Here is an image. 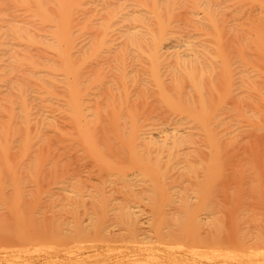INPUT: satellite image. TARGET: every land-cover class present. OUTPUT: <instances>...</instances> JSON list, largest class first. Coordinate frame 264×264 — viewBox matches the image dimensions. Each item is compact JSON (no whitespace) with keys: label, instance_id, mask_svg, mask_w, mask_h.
<instances>
[{"label":"bare ground","instance_id":"bare-ground-1","mask_svg":"<svg viewBox=\"0 0 264 264\" xmlns=\"http://www.w3.org/2000/svg\"><path fill=\"white\" fill-rule=\"evenodd\" d=\"M0 169L52 175L0 223L49 200L57 243L154 228L166 264H264V0H0Z\"/></svg>","mask_w":264,"mask_h":264},{"label":"rangeland","instance_id":"rangeland-1","mask_svg":"<svg viewBox=\"0 0 264 264\" xmlns=\"http://www.w3.org/2000/svg\"><path fill=\"white\" fill-rule=\"evenodd\" d=\"M0 172H2V176H0V193H2L3 195H5L6 191L12 192L14 194L18 193V188L23 186V185H29L32 184L31 181H39L41 189H44L47 187V185L50 183L51 181V174H45V175H41V176H37L35 175V171H32L31 174L29 173H24L23 175H6V172H8V170H1ZM93 183V184H98L101 181H97V180H82L78 183ZM16 189L11 190V189ZM48 188V187H47ZM46 188V189H47ZM38 190V189H37ZM35 191V190H34ZM3 201H5L7 203V205L11 208V212L14 213V206H19L20 209H23V224L20 226H14V224L10 225L11 223H13L12 221V216H6V218H8L7 220H3L5 217V215H0L1 218H3V222L6 224L8 223L7 221L9 220V222H11L10 224H6L11 226L10 229H6L3 230V228H1L2 226L0 225V264H63L64 262L67 264H151V263H155V264H166V261H170V257H166L167 255V251L168 254L171 252H176L177 248L173 249L174 246L168 247L165 246L166 242H163L164 238H166V236H164L163 233H156L154 231V228H152L153 232L151 233L150 231H148L149 233L145 236L144 234L137 236L138 239L136 240V243L133 241H131V239L128 237L129 235L125 234L126 236V240L129 238L131 242L126 241L122 236V233H119L117 235H115L117 237V239L119 238H123L122 240H116L115 236L110 235V237H108L109 235H107V237L103 239V237L100 235L99 238L102 237V240L99 241V243L97 242L98 239V234L96 236V244L93 242V240L95 241V239H93L95 237L92 238L91 236H87L86 238L89 239L84 240L85 238V234L83 238H79L77 236H79L80 234H77V238H74V236H71L72 238L68 239V242H66L64 240V238L60 237L58 239V241L60 242V247L57 245V239H56V232L55 229H53V224L51 220L48 219V217L51 215L50 209H51V203L49 200H42V202H40V204H38L36 207L38 208V213H34L35 211V204L32 203V201H30L29 204H27V209L24 210V205L22 203H19L18 201H14L13 199L11 200H6V199H2ZM130 201V199H129ZM118 201H112L111 197L109 199L103 200L102 204L106 205L108 203H117ZM148 203V205H146ZM169 202L167 201V199L165 200V205H162L161 208L158 211V216L155 220V224H158L159 222H166L167 220H169V218H167L166 212H167V204ZM142 208H144L147 212H149L150 214L153 213V207L151 206V204H149V202L142 201V203L140 204ZM41 207V209H40ZM100 211V210H98ZM101 211H103L101 209ZM100 211V214H101ZM1 213V212H0ZM2 214V213H1ZM84 211L80 212L81 218L85 217L84 215ZM140 214V211L139 213ZM44 216V220H46L47 225L53 227L51 230V227H49L48 229H46V224L44 227V223L40 222L43 220V218L40 219V217ZM47 217V218H45ZM49 220V221H48ZM1 221V219H0ZM14 221H16V219H14ZM31 221H36L33 229H25V227L28 225L30 228H32L30 226V222ZM20 222V221H19ZM17 222V223H19ZM40 222V224H39ZM4 223H0L3 224ZM43 223V224H42ZM42 224V226H41ZM5 225V226H6ZM38 225V227H37ZM175 225H173L172 227H174ZM43 228H45L43 230ZM51 231H50V230ZM52 232V233H51ZM55 232V235H53ZM85 233V232H84ZM96 234V233H95ZM121 234V237H120ZM83 235V234H82ZM82 235L80 237H82ZM119 235V237H118ZM149 235H151V238ZM55 236V237H54ZM149 236V237H148ZM114 237V238H113ZM133 237V236H132ZM131 237V238H132ZM135 236V238H137ZM142 237V238H141ZM58 238V236H57ZM62 238V239H61ZM134 238V237H133ZM150 240H149V239ZM54 239V240H53ZM75 239H77V241L75 242ZM93 239V240H91ZM64 240L65 243H67L68 245L66 246V250L65 247V243H62ZM71 240V241H69ZM91 240V241H90ZM140 240V241H139ZM166 240H168L166 238ZM62 241V242H61ZM78 243V245H74L75 243ZM149 241H151L149 243ZM165 241V240H164ZM57 244H56V243ZM71 242L74 243V247L76 249V247L78 246L79 252L75 249H73V245L69 246ZM93 242L94 244L91 245L90 243ZM133 242V243H132ZM89 246H87V245ZM163 244V245H162ZM168 244V243H166ZM57 245L59 248L61 249H57L58 247L55 246ZM86 245V247H85ZM95 245V246H94ZM57 249V251H53V248ZM64 246V247H63ZM97 246V247H96ZM165 246V248H164ZM93 247V250H92ZM94 247H96V249H94ZM168 247V248H166ZM54 248V249H55ZM70 248V249H69ZM71 248L73 249V251L71 250ZM80 248V249H79ZM83 248V249H82ZM173 249L174 251L170 250ZM64 249V250H63ZM91 249V250H90ZM100 249V250H99ZM102 249V250H101ZM66 250V252L64 253V251ZM87 250V251H86ZM90 252H89V251ZM94 250H96L97 253ZM170 250V251H169ZM26 251V252H25ZM62 251V253H61ZM72 251V252H70ZM76 251V252H75ZM82 251L83 254L81 253ZM92 251V253H91ZM102 251V252H101ZM163 251V252H162ZM165 251V252H164ZM53 252V253H51ZM68 252V253H67ZM88 252V253H87ZM25 253V254H23ZM75 253V254H73ZM90 254L91 256L87 255ZM66 254V255H65ZM69 254V255H68ZM82 254V255H80ZM84 254H86L87 258L84 257ZM64 255V256H63ZM71 255V256H70ZM77 255L78 258H77ZM92 255H94L92 257ZM117 257H115V256ZM121 255V256H120ZM58 256V257H57ZM69 256V257H67ZM106 256V258H105ZM163 256V258H162ZM52 257H54L52 259ZM80 257H83L80 258ZM120 257V258H119ZM167 260H166V259ZM60 260V261H59ZM152 261V262H150ZM165 261V262H164ZM64 263V264H65Z\"/></svg>","mask_w":264,"mask_h":264}]
</instances>
